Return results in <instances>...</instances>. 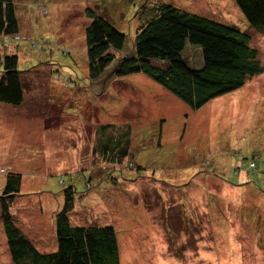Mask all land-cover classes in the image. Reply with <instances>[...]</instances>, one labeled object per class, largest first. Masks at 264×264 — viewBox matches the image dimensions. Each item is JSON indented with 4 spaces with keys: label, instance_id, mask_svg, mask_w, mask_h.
I'll list each match as a JSON object with an SVG mask.
<instances>
[{
    "label": "rangeland",
    "instance_id": "374dc122",
    "mask_svg": "<svg viewBox=\"0 0 264 264\" xmlns=\"http://www.w3.org/2000/svg\"><path fill=\"white\" fill-rule=\"evenodd\" d=\"M140 2L14 0L18 35L0 34V53L18 56L24 100L0 103V194L5 172L20 173L11 213L43 251L55 247L54 213L73 185L71 222L112 225L119 264H264L263 160L249 177L232 170L238 150L246 160L264 155V72L197 109L143 73L89 78L86 8L126 35L119 58L131 50ZM155 2L249 33L264 64V30L251 28L233 0L145 3ZM184 55L192 66L199 56ZM106 123L115 124L109 136L128 143L122 164L92 154ZM0 264H13L1 218Z\"/></svg>",
    "mask_w": 264,
    "mask_h": 264
},
{
    "label": "trees",
    "instance_id": "16d2710c",
    "mask_svg": "<svg viewBox=\"0 0 264 264\" xmlns=\"http://www.w3.org/2000/svg\"><path fill=\"white\" fill-rule=\"evenodd\" d=\"M233 1L251 28L264 30V0ZM145 2L141 0L137 6L143 13L138 17L140 23L135 28L131 50L119 58L115 52L124 48L126 35L98 11L86 8L90 19L85 28L89 78L143 73L191 109H197L217 96L242 87L247 78L264 72L257 49L250 44L249 33L170 2H155L149 6ZM17 33L14 0H0V34L13 37ZM188 48L196 50L199 55L193 66L191 58L184 55ZM0 64V103L19 106L24 99L22 71L17 68L18 56L0 53ZM114 125L106 123L96 127L98 138L91 151L111 164H122L129 147L119 136H109L112 132L108 130ZM236 152L237 165H234L233 172L238 173L237 168H240L249 177L252 170H258L255 160L264 163V155L259 158L257 150L248 160L239 154V150ZM132 163L130 161L128 166H133ZM261 172L264 173V168ZM5 173L0 194V218L13 264H119L117 234L112 225L71 222L69 214L78 196L73 185L63 188L62 206L54 213L55 247L40 250L11 213L22 177L13 170ZM107 177L113 178L114 173Z\"/></svg>",
    "mask_w": 264,
    "mask_h": 264
}]
</instances>
